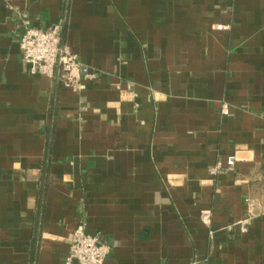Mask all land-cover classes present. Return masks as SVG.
I'll list each match as a JSON object with an SVG mask.
<instances>
[{"label": "crops", "instance_id": "1", "mask_svg": "<svg viewBox=\"0 0 264 264\" xmlns=\"http://www.w3.org/2000/svg\"><path fill=\"white\" fill-rule=\"evenodd\" d=\"M26 19L97 77L33 73ZM82 220L104 264H264V0H0V264Z\"/></svg>", "mask_w": 264, "mask_h": 264}, {"label": "built area", "instance_id": "2", "mask_svg": "<svg viewBox=\"0 0 264 264\" xmlns=\"http://www.w3.org/2000/svg\"><path fill=\"white\" fill-rule=\"evenodd\" d=\"M22 60L30 65L33 73H43L53 77L58 71L65 87L83 90L84 80H93L97 73L92 71L71 48L63 41L61 30L57 27L41 28L34 26L28 19L24 20V30L20 38ZM223 112L228 113V109ZM235 156L227 159V165L235 163ZM221 162L210 172L216 174ZM204 219L208 215L203 216ZM242 230L247 231V221H242ZM87 221L82 220L72 235L70 252L65 264H104L111 247L105 243L101 234L86 231Z\"/></svg>", "mask_w": 264, "mask_h": 264}]
</instances>
